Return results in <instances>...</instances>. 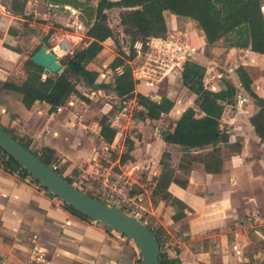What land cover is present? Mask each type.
Masks as SVG:
<instances>
[{
    "label": "crops",
    "instance_id": "0c3cea01",
    "mask_svg": "<svg viewBox=\"0 0 264 264\" xmlns=\"http://www.w3.org/2000/svg\"><path fill=\"white\" fill-rule=\"evenodd\" d=\"M31 1L45 3L46 10L35 8L30 11ZM83 1L86 0L70 3L27 0V14L11 12L0 3V123L17 137L28 139L31 148L42 144L54 147L58 170L67 175L72 173L73 167L86 169L82 166L88 161L95 164L99 161L98 155L113 145L112 141L106 142L100 134L99 118L102 114L107 116L116 131L120 126L132 122L139 130L138 135H129L133 142L130 150L132 158L121 162L118 156L113 161H118L120 166L129 163L133 169L138 166L139 147L156 150V163L150 164L149 158L143 159L144 164L142 162L152 181L150 189L145 187L148 191L145 206L148 223L160 230V237L165 235L163 245L167 252L177 254L180 264H264V138L256 133L249 119L258 105L240 84L235 68L240 86L236 85L235 77L228 73V68L227 72L216 69L203 89L224 87L222 74L235 85L234 97L237 101L230 106L225 102L219 126L228 133V141L239 142L240 147L226 155L223 150L220 151L222 164L219 170L207 171L201 161L193 160L185 174V186L175 181L169 183L168 189L184 202L181 209L170 203L172 200L157 198L154 201L152 198L154 176L165 163L159 161L161 152L169 151L171 158L168 165L179 171L177 163L181 153L173 150L176 147L182 149L180 144L169 143L161 137L158 121L166 117L173 121L190 103L195 106L196 114L204 112L197 106V93L189 86L192 81L190 68L194 64L200 65L205 75V67L209 70L212 66L211 48L219 49L206 42L203 32L195 46L172 32L173 29L179 30L178 25L185 23L188 16L164 10L169 16L166 34L152 36L151 44L133 56H128V49L122 43V72L113 69L116 64L110 65L118 54L115 50L118 39L123 42L124 32L122 27H117L118 32L114 34L116 40L111 36L105 37L101 49L86 63L87 67L97 71L95 84L78 80L76 90L60 103L59 108H50L48 102L39 99L26 106L19 91L3 86L4 81L18 83L25 77L23 61L28 54L25 56L24 47L32 46L33 49L43 42L49 46L47 36L45 41L39 40L42 30L49 31L72 21L84 23L80 16L85 15ZM96 1L91 3L94 5ZM58 6L65 10L55 9ZM111 7L118 15L120 7ZM107 19L112 26L108 16ZM116 22H119V15ZM90 38L85 31L81 32L80 40L73 47L84 45ZM181 43H186L190 49L183 57L174 59L170 48ZM226 47L227 53L242 50L250 54L264 53L238 46L225 45L224 49ZM142 53L147 58L139 62L137 58ZM62 56L58 55L60 61ZM159 57L165 62L161 69L163 74L154 75L155 80L151 81L146 76L136 77V69L154 68ZM185 62L187 71L184 70ZM241 63L249 65L250 61L244 59ZM127 66L130 77L135 81L134 91L131 96L120 97L110 86L116 77L125 73ZM45 75L42 71L38 86L48 89ZM175 78L191 92L189 104L179 109L171 93L170 81ZM260 79L256 83L252 79L250 84L255 92L264 97V75ZM138 95L156 100L166 95L173 100V104L168 110L161 111L157 118L138 117L132 111L135 107L143 108L137 103ZM146 126H150L152 131H148ZM209 148L210 145L191 148V153H204ZM179 209L182 214L175 218L174 213ZM33 245H39L46 254L45 260L37 264H133L137 255L136 244L118 229L101 221L93 222L89 215L72 211L56 194L28 176L20 177L16 171H8L0 164V257L30 264L28 258Z\"/></svg>",
    "mask_w": 264,
    "mask_h": 264
},
{
    "label": "trees",
    "instance_id": "16d2710c",
    "mask_svg": "<svg viewBox=\"0 0 264 264\" xmlns=\"http://www.w3.org/2000/svg\"><path fill=\"white\" fill-rule=\"evenodd\" d=\"M56 1L75 2V0ZM0 3L11 12L27 14L25 12L27 0H0ZM82 3L86 10L84 11L85 15L80 14V16L85 20V33L91 38L84 45L63 54L61 60L63 68L60 72L45 75L44 80L49 84L48 89L38 86L43 66L30 58V55L40 44L36 45L23 61L26 72L25 77L18 83L3 82L4 87L20 92L24 105L30 106L35 99H39L45 100L50 104V108H54L57 104L63 103L69 94L76 90L78 80L82 79L85 84H95L97 71L87 67L86 63L101 49L102 40L105 37L111 36L116 40L113 33L114 29L108 23L106 7H120L118 11L119 22L122 25V30L129 35L131 42L137 36L142 38L164 36L168 27L164 10H169L177 15H185L194 19L201 27L207 43L225 39L226 46H238L256 52H264V9L261 7L264 2L262 0H97L94 5L86 0ZM35 8L39 11H45L46 4L31 1L29 10ZM91 10L93 15L90 13ZM88 11L90 12L88 13ZM121 54L122 51L120 50L112 59L110 65L121 62ZM134 54L135 50L132 47L128 56ZM186 64L187 62H185V71H187ZM190 70L192 71L191 74L189 73L192 75V81L189 86L197 93V106L204 112L196 114L195 106L189 104L175 117L170 125L160 129V134L165 141L178 143L182 146L183 155L178 160L177 168L188 170L193 160H199L203 163L205 170L217 171L222 164V159L219 156V142L232 144V149L240 147L239 142L230 143L228 133L219 126V118L225 102L234 100L235 85L224 79V87L205 90L201 82L202 66L194 64ZM235 71L240 84L250 93L253 101L258 105L257 110L250 115L249 119L256 133L264 138V97L251 87L252 75L248 65L240 63L235 67ZM134 82L129 74V66H127L125 73L116 77L110 88L120 97L131 96L134 91ZM137 103L143 106L135 113L138 117L157 118L160 116L161 111L168 110L172 106L173 100L166 95H161L158 100L145 95H138ZM99 124L102 138L108 143L111 142L116 130L105 114L100 116ZM2 126L7 129L4 125ZM12 135L29 147L28 139H22V137H17L13 133ZM132 143L130 136L126 135L124 149L119 154L121 162L132 158L130 153ZM204 145H210V148L204 153L200 155L191 153V148L203 147ZM29 148L48 165H51V162L57 159L56 150L50 145L42 144L35 148ZM169 156V151L163 150L159 161L163 163ZM0 164L6 170L16 171L20 177L28 176L31 180L48 189L1 146ZM78 171L77 167H73L72 172L77 173ZM65 177L85 192L94 195L84 188L83 182L75 183L71 177L67 175ZM154 181L152 188L153 200L155 201L157 198H162L165 201L172 200L181 209L184 202L172 194L168 189V185L171 181H175L185 186L187 178L177 175L173 168L162 166L159 173L154 176ZM49 191L53 193L51 190ZM63 203L72 211L87 215L70 203L66 201H63ZM181 214L180 210L174 213V217H179ZM147 225L154 230L159 239L158 263L180 264L178 255H171L164 248L160 230L148 223ZM139 261L140 256H137L133 264H139Z\"/></svg>",
    "mask_w": 264,
    "mask_h": 264
},
{
    "label": "rangeland",
    "instance_id": "374dc122",
    "mask_svg": "<svg viewBox=\"0 0 264 264\" xmlns=\"http://www.w3.org/2000/svg\"><path fill=\"white\" fill-rule=\"evenodd\" d=\"M89 1L92 2V1H96V0H89ZM262 2H264V0H262ZM55 9L65 10V8L62 6L55 7ZM106 9L108 10V11L107 10L106 11H107V16L109 18V21L112 22V28L114 29L113 33L116 35V32H118L117 27L121 28L122 25L119 24L120 22H116L118 19V15H117L115 8L114 7H111V8L106 7ZM66 12L69 13V10L67 9ZM89 12L90 11H88V13ZM90 13H91V15H93L92 10ZM165 17H166V21L169 22V16H168L167 12L165 13ZM82 20L85 22V20L83 18H82ZM177 28L179 30L173 29L172 32L176 36H178V38H180L182 40L184 39L186 41L188 40L190 45H193V46L197 45V43L201 37L200 35L202 34V30L200 29L199 25L197 24V22L195 20H193L192 18L189 17L185 23H181L180 25H178ZM122 31L119 32L120 35L123 34L124 31L123 32ZM47 32L48 31H46V29L42 30L40 35H39V40L45 41L46 36H47ZM122 36H123V42L118 39V41L115 45V50L118 52L120 50L122 51L123 49L121 48V44L124 43L126 45V49H128V53H129L130 48H132V46H130V43H132V42L129 40V35L127 33L124 32V34ZM211 44H213L212 46H218L217 48H219V49L218 50H212V48H211L210 53H211L212 59H211L210 64L212 66H211V68H209V70H207V68L205 67V72H204L205 75H203V74L201 75L203 77V79L201 77V82L203 85L209 83L208 81L212 77L210 75L216 69H219L222 72H227L226 70L228 68H230L228 73H232V76L235 77L236 81L235 80L234 81H235L236 85L240 86L238 84V80H237V76L234 72V68L236 67V65L241 63V61L244 59L247 61H250V64L248 66H249V70H250L251 75H252V79L255 80V83L261 81L260 77H262L264 75V53L263 54L262 53L261 54H259V53H254V54L251 53L250 54L248 51L245 52L244 50L239 51V52L232 51V52L227 53L228 52V51H226L227 47L224 49V46L226 44L225 39L217 40ZM77 45H78V43H77ZM24 48H26V52H25V56H26L27 54L30 53L32 46H26ZM50 48L53 49L52 47H50ZM74 48H76V47L74 46ZM146 48H147V46L145 44V45H143L142 50H145ZM142 54L143 55H140L137 58L139 62L142 60H145L147 58L146 54H144V53H142ZM157 57H158V55H157ZM148 59H150V58H148ZM151 61L153 62L154 60H151ZM231 68H233V71L231 70ZM209 76H210V78H208ZM222 78L226 79L223 74H222ZM229 78L232 79V77H230V76H229ZM154 80H155V78H154ZM180 83H181V81L178 82V80H176V78L171 79V81H170L171 88H172V91H171L172 97H174L173 99H175V103H176L175 106L178 109L181 106H183L184 104H186V105L189 104V101L191 99V97H190L191 92L187 88L182 87L183 85ZM237 90H239V89H237ZM236 101H237V99L235 96L234 100L233 101L231 100V102L226 103V105L230 106L233 103H236ZM137 110L138 109L136 107L132 109V111H134L135 113L137 112ZM123 121H124V119H123ZM158 122L160 124L159 128L161 129L163 127L170 125V123L172 122V118L166 117V119L159 120ZM146 127L149 129L148 131H152V128L150 126H146ZM117 130L118 131H116V133H115L116 135H114L115 139L113 138V140H112L113 145L109 146V148L107 149V151L105 153L101 152L102 154L100 153L98 155L99 161L101 160V163H103V164L110 163L113 165L114 168L124 169L130 175L139 179L141 181V186L138 185V189H140L144 192V197H145L144 203H145V200L148 197V191L146 190V188L150 189L152 181L150 179L149 174L146 172V168H144V166H142V162L144 161L143 159L149 158L150 164L156 163V154H155L156 150L153 151L154 150L153 148L150 150V148H148V147L143 148L141 146L138 148V157H137L138 166L131 169V166L128 163V164H121V167H120L118 161H113V160L115 158H117L119 156L120 152L124 149V144H123L124 137L126 135H130V134H133L136 136L139 134V130H138V127L135 124H133L132 122H130L127 126H120V128H118ZM219 147H220V151L223 150V152H224L223 154H225V155L228 154L232 150V144L219 142ZM174 151L177 153L180 152L181 153L180 156L183 155V149L176 147V148H174L173 152ZM200 154H202V152H199L198 154H195V155H200ZM225 155H223V156H225ZM169 158H171V157L169 156ZM169 158H167V159H165V161H163V162H165L164 166L171 167L170 165H168L170 163ZM143 164H144V162H143ZM82 167L86 168L85 170L87 172H93L94 162L88 161V162L84 163ZM186 172H187V170L180 169L179 171H176V174L179 175L180 177H185ZM82 185L84 186V188L86 190H88L89 192H92L95 196H97V194H99L101 196V194L98 193V190H96L91 185H89V184H82ZM144 188H145V190H144ZM170 203H172L173 205L175 204L173 201H171ZM147 218H148V216H147ZM136 253H138V248H137Z\"/></svg>",
    "mask_w": 264,
    "mask_h": 264
},
{
    "label": "water",
    "instance_id": "95a60500",
    "mask_svg": "<svg viewBox=\"0 0 264 264\" xmlns=\"http://www.w3.org/2000/svg\"><path fill=\"white\" fill-rule=\"evenodd\" d=\"M30 58L43 66V72H60L63 68L57 54L46 42L41 43ZM0 146L20 162L49 190L83 213L104 222L133 240L140 255L139 264H159V239L154 230L122 207L89 194L69 181L59 171L41 160L29 147L0 124Z\"/></svg>",
    "mask_w": 264,
    "mask_h": 264
},
{
    "label": "built area",
    "instance_id": "2783aa9c",
    "mask_svg": "<svg viewBox=\"0 0 264 264\" xmlns=\"http://www.w3.org/2000/svg\"><path fill=\"white\" fill-rule=\"evenodd\" d=\"M85 29L86 26L81 21L67 22L66 24L53 27L47 32V42L49 43V47L57 45L62 50L61 54L71 52L74 48L73 44L80 40L81 32H84ZM151 39L152 36H148L146 38L137 36L132 41L131 46L134 48L135 52L138 53L142 50L143 45L146 44V46H148L151 44ZM159 42L162 43V40H159ZM166 45L169 46L168 44ZM189 49L190 48L186 43L174 44L172 48H170L171 57H174V59L180 56L183 57L186 52L188 53ZM157 62L158 64L154 66V68L143 67L142 69H136V77L146 76L149 78V81H151L155 78L154 75L163 74L164 71L161 69L165 62L161 57H159ZM113 69L116 72H122L123 63H117ZM59 106L60 104L56 105L57 108H59ZM50 166L55 170L59 169V165L56 161H52ZM67 176L71 177L75 183L83 182L84 184L91 185L98 190V193L101 194V196L97 194V197L122 207L146 224L148 223V210L144 203V192L138 189V185L141 186V183L136 177L130 175L124 169L114 168L110 163L103 164L101 161H97L94 164L93 172H87L85 169H81L77 173H67ZM90 219L93 222L98 221L91 216ZM161 239L163 242H166L165 235H162ZM171 255L174 254L172 253ZM45 256L46 254L44 249H42L39 245H33L29 252L28 260L30 264H37L43 262L45 260ZM137 256H140L139 252L137 253ZM0 264L21 263H17L6 257H0Z\"/></svg>",
    "mask_w": 264,
    "mask_h": 264
},
{
    "label": "bare ground",
    "instance_id": "6f19581e",
    "mask_svg": "<svg viewBox=\"0 0 264 264\" xmlns=\"http://www.w3.org/2000/svg\"><path fill=\"white\" fill-rule=\"evenodd\" d=\"M262 8L264 9V3L262 4ZM53 49H51L55 54L59 55L61 54L62 50L57 46V45H53L52 47ZM56 50V51H55Z\"/></svg>",
    "mask_w": 264,
    "mask_h": 264
}]
</instances>
